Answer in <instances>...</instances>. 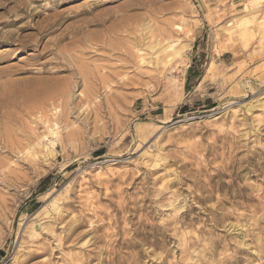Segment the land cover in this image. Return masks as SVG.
I'll return each instance as SVG.
<instances>
[{
	"label": "rangeland",
	"instance_id": "obj_1",
	"mask_svg": "<svg viewBox=\"0 0 264 264\" xmlns=\"http://www.w3.org/2000/svg\"><path fill=\"white\" fill-rule=\"evenodd\" d=\"M19 1L0 264H264V0Z\"/></svg>",
	"mask_w": 264,
	"mask_h": 264
},
{
	"label": "bare ground",
	"instance_id": "obj_2",
	"mask_svg": "<svg viewBox=\"0 0 264 264\" xmlns=\"http://www.w3.org/2000/svg\"><path fill=\"white\" fill-rule=\"evenodd\" d=\"M19 1V0H18ZM20 2V1H19ZM23 3V0H22V2H21V4ZM18 7L19 6H21V5H17ZM24 8H26V6H25V3H24ZM46 22V21H45ZM50 22V21H49ZM48 22V23H49ZM42 25H43V23H42ZM42 25H40L39 23L37 24V28H36V33L34 34L33 33V35L35 36V37H38V36H41V35H43L44 33H45V31H48V27H47V24L45 25V26H42ZM49 26V25H48ZM47 27V28H46ZM24 28V26H22V28L21 29H23ZM32 35V34H31ZM29 36H30V34H29ZM19 38V37H18ZM21 38H25V36H22ZM26 41V40H25ZM9 42V41H8ZM11 42V41H10ZM23 41H20V43H22ZM38 40L36 41V43H33L34 44V48H39V45H38ZM20 43H18V44H20ZM176 44V43H175ZM174 44V45H175ZM47 46V45H46ZM171 46H173V45H170L169 44V47H171ZM168 48V47H167ZM50 49V48H49ZM163 49H164V47H163ZM182 49V48H181ZM48 50V49H47ZM51 51H52V49H50V50H48L47 52H50L51 53ZM139 51H141V50H139ZM185 51V50H184ZM174 52V51H173ZM62 52H60V51H58V57L60 58V59H62V58H64L63 57V55L61 54ZM178 53H179V51L177 50V51H175L173 54L174 55H178ZM182 53V52H181ZM143 55V54H142ZM157 55V54H156ZM159 56V55H158ZM160 57V56H159ZM180 57V56H179ZM144 59V58H143ZM162 64V63H161ZM162 68V67H161ZM162 71V70H161ZM71 73V72H70ZM73 83V82H72ZM69 88V87H68ZM53 90V89H52ZM71 89L70 90H68L67 88H65L64 90H63V94H65V95H67V94H70L71 93ZM46 93V92H45ZM60 112V111H59ZM55 125H57V123L55 124ZM10 140V139H9ZM54 143V142H53ZM55 144V143H54ZM9 145L7 144L6 145V147H4V148H7ZM11 148V147H10ZM36 151V150H35ZM35 154V153H34Z\"/></svg>",
	"mask_w": 264,
	"mask_h": 264
}]
</instances>
